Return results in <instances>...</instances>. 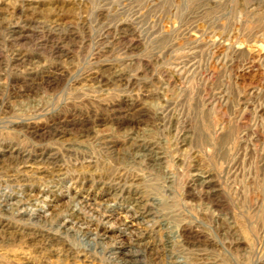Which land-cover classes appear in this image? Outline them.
<instances>
[{"label":"rangeland","instance_id":"obj_1","mask_svg":"<svg viewBox=\"0 0 264 264\" xmlns=\"http://www.w3.org/2000/svg\"><path fill=\"white\" fill-rule=\"evenodd\" d=\"M0 202V264H264V0H0Z\"/></svg>","mask_w":264,"mask_h":264},{"label":"bare ground","instance_id":"obj_2","mask_svg":"<svg viewBox=\"0 0 264 264\" xmlns=\"http://www.w3.org/2000/svg\"><path fill=\"white\" fill-rule=\"evenodd\" d=\"M17 30V29H16ZM126 40V39H125ZM3 47V46H2ZM208 64V63H207ZM129 67V66H128ZM216 68V67H215ZM219 69V68H218ZM63 103V102H62ZM72 105V104H71ZM73 107V106H72ZM53 136V135H52ZM56 137V136H55ZM60 162V161H59ZM78 176V175H77ZM81 180V179H80ZM207 180V179H206ZM203 181V180H202ZM210 181V180H209ZM63 183V182H62ZM205 183V182H204ZM29 201V200H28ZM31 202V201H30ZM3 203H5V202H3ZM2 203V204H3ZM19 203H20V201H19ZM22 203V202H21ZM0 204H1V202H0ZM10 204H11V202H10ZM24 204V203H23ZM16 205H18V204H16ZM2 206V205H1ZM16 208V207H15ZM25 208V207H24ZM18 209V208H17ZM16 210V209H15ZM14 210V211H15ZM23 210V209H22ZM4 211V210H3ZM28 212V211H27ZM19 214V213H18ZM33 215V214H32ZM133 224V223H132ZM133 226V225H132Z\"/></svg>","mask_w":264,"mask_h":264}]
</instances>
